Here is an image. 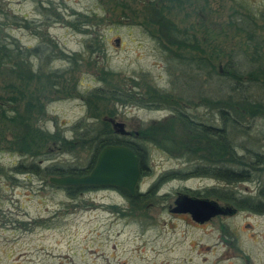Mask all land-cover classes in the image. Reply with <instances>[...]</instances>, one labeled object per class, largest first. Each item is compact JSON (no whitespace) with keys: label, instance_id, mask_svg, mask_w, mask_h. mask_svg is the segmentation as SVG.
I'll return each instance as SVG.
<instances>
[{"label":"rangeland","instance_id":"rangeland-1","mask_svg":"<svg viewBox=\"0 0 264 264\" xmlns=\"http://www.w3.org/2000/svg\"><path fill=\"white\" fill-rule=\"evenodd\" d=\"M119 1L0 0L12 12L43 23L37 28H44L45 37L31 28L13 27L11 33L21 43L45 46L48 42L47 50H55V58L44 71L60 68L63 83L44 97L39 92L43 79L32 81L31 92L42 95V109L32 110V115H42L37 123L74 139L72 124L76 120L113 118L124 123V137L145 146V171L138 183L144 195L136 201H129L112 186L90 187L70 196L40 173L12 169L10 174H1L0 264H264V209L236 208L232 214L196 223L187 214H173L168 206L178 193L195 195L206 187L232 189L245 200H260L257 202L264 205V196L258 195L264 186L263 169L250 180L232 183L193 174L194 166L202 160L192 153L196 151L185 147L189 133L170 109L91 94L96 87L133 89L138 98L146 100L155 88L169 100H180L185 111L201 113L204 119L213 114L218 124L216 107H207L201 97L222 104L227 78L215 71L222 72L232 60L241 61V70L264 67V0H244L251 15L256 12V35L252 38L235 26V18L246 13L238 0L166 1L170 7L166 14L198 38L197 48L169 45L170 51L179 55L178 61L172 54L168 57L157 42L156 27L143 18L142 0ZM53 8L62 16L51 14ZM77 13L88 15L86 24L78 22L80 28L87 29L85 33L72 24L77 22ZM46 37L52 43L44 41ZM59 48L68 55L59 54ZM255 51L261 54L258 58ZM197 56L213 60L215 70L209 66L207 73L197 68L189 58ZM39 60L35 58V65ZM11 80L13 75L4 69L0 95L17 96ZM252 88L264 97L263 88ZM24 102L20 101L22 109ZM248 127L236 141L264 152V115L250 120ZM6 133L10 136L9 130ZM60 144H50L37 157L1 148L0 165L10 169L19 162H37L42 168L52 163L87 162L90 152L83 145L77 141H72V146ZM216 158L214 153L207 160L215 162Z\"/></svg>","mask_w":264,"mask_h":264},{"label":"trees","instance_id":"trees-1","mask_svg":"<svg viewBox=\"0 0 264 264\" xmlns=\"http://www.w3.org/2000/svg\"><path fill=\"white\" fill-rule=\"evenodd\" d=\"M166 1H173L175 3H181L182 0H142L141 10L143 18L147 20L149 24L156 27V39L157 42L164 47V51H167V56L170 54L175 56L178 61V56L170 51V44L177 45L179 48L192 47L197 48L198 38L195 34L189 33L180 28L175 21L169 17L166 13L170 12V7ZM52 2V1H48ZM118 2H120L118 0ZM240 7L246 10V13H241L239 17L235 18V25L238 29H241L248 35V37H255L256 19L254 15L256 12H252L247 4V1L238 0ZM50 6V5H49ZM52 7V6H51ZM50 13H54V16H62L54 8ZM199 18L201 21L204 19ZM263 15L262 12H260ZM80 13L76 14V21L72 22L78 26L79 30L85 31L87 29L80 28L79 23L86 24L89 19L85 14L80 17ZM56 20V19H55ZM232 22V21H231ZM42 22H33L27 18L25 14H18L12 12L7 7H3L0 4V76L4 69L10 71L13 75L12 88L16 92L17 96L12 95L10 97H4L0 95V150L9 149L17 151L19 154L29 157H37L42 153H45L50 147V144L57 145L59 147L60 142L67 146H72V141H77L84 148H87L90 152L88 160L85 164L76 165H59L52 163L39 168L37 162H31L29 165L23 162L17 163L10 169H6L0 165V175L10 174V170L14 169L17 172H34L43 174V177L48 179L52 174H76L81 175L87 173L94 165L99 150L106 144L123 143L132 147L140 157L141 174L145 171V146L135 139H127L124 136L115 134L111 125V121L107 118L96 119V121L86 120L84 118L76 120L72 124V130L74 133V139H66L65 136L57 132V129L50 131L41 127L37 121L42 117L39 115H32V110L37 108L40 111L43 107L41 102L42 95H46L54 90L58 89V86L62 85L63 78L59 69L44 71V66H48L49 62L55 58L53 54L54 48L48 51V42H45V46L42 44H23L19 38L11 33L13 27L31 28L33 33H39L44 31V28L40 31L37 27L41 26ZM46 24V23H45ZM45 32H42L41 37L47 36ZM44 41L52 43L50 37H46ZM56 46L55 42L53 44ZM59 54L67 56L66 52L59 48L57 49ZM257 58L261 55L259 51ZM60 56V55H59ZM35 58L40 61L38 65H35ZM75 58V57H73ZM171 58V57H170ZM192 63L197 68L205 69L208 73L209 66L215 70L213 60L205 58L203 56L189 57ZM189 59V61H190ZM183 61V60H182ZM184 62V61H183ZM181 63V62H180ZM241 61L235 63L232 60L231 64L226 65L224 70L215 71V73H221L222 76H226L227 81L225 85L227 87V94L222 96L223 102L219 104V101L211 97H201L207 107H216L219 123L216 124L215 116L208 115L207 119L202 118L201 113L192 114L183 109L182 102L180 100H169L168 95L165 92H159L153 89L151 96L144 100L138 98L135 91L119 90L117 88H111L105 90L102 87H96L91 93L94 97L99 98H113L123 102H138L142 105H150L158 108H168L172 113L178 117L177 119L184 124L188 133L189 141L185 144V147H189L194 155L200 157L202 163L194 166L192 170L193 174L211 176L215 179L224 181L226 183L237 182L239 180L252 179L253 173L261 172L264 170V152H258L252 150L246 145H242L236 141L238 134L248 132V124L250 120L257 116L264 115V105H262L264 97L256 93L252 85L258 86V88L264 89V67L258 66L241 70ZM65 70V69H62ZM58 77V80H52V77ZM61 78V81L59 80ZM41 90L40 93L31 92L32 81H40ZM10 84H7L8 87ZM30 90V91H29ZM264 95V90H262ZM46 93V94H45ZM262 101H260V98ZM25 100L23 109L20 106V101ZM137 99V100H136ZM147 101V102H146ZM213 110V109H212ZM40 113V112H39ZM110 124V128L108 125ZM6 130L10 131V136L7 135ZM49 140V141H48ZM59 146H58V144ZM243 150V152H239ZM216 154L217 158L215 162L208 161L207 158ZM220 159V164L219 163ZM229 160L230 162H226ZM67 194L70 196L76 195L78 192L88 189L94 186L83 185H60ZM156 186V182L152 184L151 192ZM116 188V187H115ZM123 195L130 201H136L138 198L143 197L144 194L137 192L135 195H130L123 188H117ZM195 194L203 196H214L224 203L232 204L236 208H246L254 211H262L264 205L260 200L249 201L245 200V197L238 196L232 189H217L215 187H206L202 191H197ZM259 197L264 196V186L259 188Z\"/></svg>","mask_w":264,"mask_h":264},{"label":"water","instance_id":"water-1","mask_svg":"<svg viewBox=\"0 0 264 264\" xmlns=\"http://www.w3.org/2000/svg\"><path fill=\"white\" fill-rule=\"evenodd\" d=\"M115 132L127 133L122 121L109 118ZM140 157L135 150L123 143L104 145L98 152L91 169L81 175L52 174L48 180L56 185L112 186L123 188L130 195L140 192L138 183L141 176ZM171 211L189 212L197 221H204L218 214H232L236 207L221 204L207 196L178 193Z\"/></svg>","mask_w":264,"mask_h":264},{"label":"flooded vegetation","instance_id":"flooded-vegetation-1","mask_svg":"<svg viewBox=\"0 0 264 264\" xmlns=\"http://www.w3.org/2000/svg\"><path fill=\"white\" fill-rule=\"evenodd\" d=\"M127 133H122L121 135L122 136H124V135H126ZM120 135V136H121ZM195 195H198V196H203V195H199V194H195ZM174 205V200H173V204H169L168 206H169V210H170V208H171V206H173ZM264 208V207H263ZM171 211V210H170ZM173 214H187L193 221H195L196 223H202V222H204V221H207V220H209L210 218H212V217H210L209 219H207V220H204V221H197V220H195V219H193L192 217H191V214L189 213V212H181V211H171Z\"/></svg>","mask_w":264,"mask_h":264}]
</instances>
